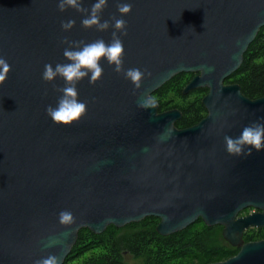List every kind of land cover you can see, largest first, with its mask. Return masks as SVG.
I'll list each match as a JSON object with an SVG mask.
<instances>
[{
  "label": "water",
  "instance_id": "1",
  "mask_svg": "<svg viewBox=\"0 0 264 264\" xmlns=\"http://www.w3.org/2000/svg\"><path fill=\"white\" fill-rule=\"evenodd\" d=\"M58 2L0 0V57L11 66L0 84V264H35L50 254L63 264L80 229L100 234L146 217L158 219L163 236L198 220L222 226L239 250L208 264H264V240H242L247 227L264 226V149L230 156L224 142L264 123V96L250 99L225 83L264 27V0H107L101 20L127 25L123 68L151 75L134 89L102 59V77L76 86L87 110L70 125L46 115L60 96L53 84L64 81H43L44 65L68 62L65 38L107 43L114 29H84L82 14L60 12ZM94 2L82 0L86 8ZM125 2L132 10L121 17L117 4ZM69 19L75 26L63 31ZM179 73L194 74L183 94L207 89L205 116L186 128L176 127V108L139 106ZM247 207L262 211L236 218ZM62 210L73 224L58 222ZM53 237L61 242L46 247Z\"/></svg>",
  "mask_w": 264,
  "mask_h": 264
},
{
  "label": "trees",
  "instance_id": "2",
  "mask_svg": "<svg viewBox=\"0 0 264 264\" xmlns=\"http://www.w3.org/2000/svg\"><path fill=\"white\" fill-rule=\"evenodd\" d=\"M193 75L179 73L151 95L159 112L180 110L181 118L175 123L178 128L190 127L206 114L201 98L207 89L183 94ZM225 83L238 84L250 99L264 96V27L249 44L238 70ZM157 222L155 217H146L121 228L110 225L100 234L80 229L63 264H208L236 253L216 239L218 226L209 227L198 220L182 231L163 236L156 231Z\"/></svg>",
  "mask_w": 264,
  "mask_h": 264
},
{
  "label": "clouds",
  "instance_id": "3",
  "mask_svg": "<svg viewBox=\"0 0 264 264\" xmlns=\"http://www.w3.org/2000/svg\"><path fill=\"white\" fill-rule=\"evenodd\" d=\"M107 6V0H95L90 8L83 6L82 0H59L57 4L58 11L64 12L71 8L77 13L82 14L81 27L84 29L95 28L99 32H104L111 26L114 30L111 33V40L105 42L102 38L92 42L68 41L66 38L62 41L68 47L63 50V57L67 63H57L53 67L48 63L44 65L42 80L46 83H52L56 78L64 81V87L57 88L53 84L55 91L60 93L55 107L49 105L45 112L51 121L55 124L70 125L78 121L86 113V102L78 99L77 84L88 78L90 84L98 81L104 72L100 61L103 59L109 66H114L113 71L117 74H123L126 80H129L134 89H139L146 75H151L146 70L141 71L139 68H123L124 45L121 36H126V21L122 18L112 17L110 25L109 20H101V13ZM132 10L131 3L117 4V11L121 17L129 14ZM75 26V20L69 19L61 21V29L69 31ZM119 33V35H117ZM11 66L7 61L0 57V84L6 78ZM142 108L155 107L153 97L146 96L139 105ZM224 142L226 152L230 156L250 155L251 149L260 151L264 149V123L254 122L245 126L238 137L225 135ZM249 149L247 152L245 149ZM58 222L63 226L71 225L75 222L71 211L62 210L58 214ZM66 235V234H65ZM60 239L50 238L46 247H52L60 243ZM35 264H59L56 255H48L35 261Z\"/></svg>",
  "mask_w": 264,
  "mask_h": 264
},
{
  "label": "flooded vegetation",
  "instance_id": "4",
  "mask_svg": "<svg viewBox=\"0 0 264 264\" xmlns=\"http://www.w3.org/2000/svg\"><path fill=\"white\" fill-rule=\"evenodd\" d=\"M261 211L262 210L254 208V207H247V208L243 209L242 211H240L237 214L236 218L244 217V216H247L249 214L257 213V212H261ZM216 226L221 228V237H222V226H220V225H216ZM212 227H214V226H212ZM222 239H223V237H222ZM242 240H243V243L251 242V241L264 240V226L253 225V226L247 227L246 229L243 230ZM223 241H224L225 245L230 246L232 248V250H236V253L238 252L239 247L232 246L231 244H229L224 239H223Z\"/></svg>",
  "mask_w": 264,
  "mask_h": 264
},
{
  "label": "rangeland",
  "instance_id": "5",
  "mask_svg": "<svg viewBox=\"0 0 264 264\" xmlns=\"http://www.w3.org/2000/svg\"><path fill=\"white\" fill-rule=\"evenodd\" d=\"M215 237L218 241H221L223 242V239L221 237V228L220 227H217L216 228V231H215ZM229 258V257H228ZM226 260V259H225Z\"/></svg>",
  "mask_w": 264,
  "mask_h": 264
}]
</instances>
